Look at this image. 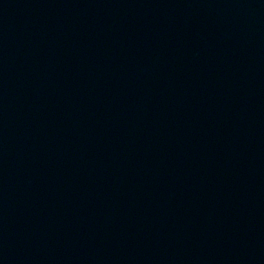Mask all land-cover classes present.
<instances>
[{
  "label": "water",
  "instance_id": "1",
  "mask_svg": "<svg viewBox=\"0 0 264 264\" xmlns=\"http://www.w3.org/2000/svg\"><path fill=\"white\" fill-rule=\"evenodd\" d=\"M0 264H264V0H0Z\"/></svg>",
  "mask_w": 264,
  "mask_h": 264
}]
</instances>
